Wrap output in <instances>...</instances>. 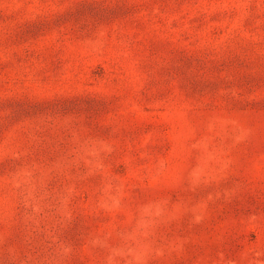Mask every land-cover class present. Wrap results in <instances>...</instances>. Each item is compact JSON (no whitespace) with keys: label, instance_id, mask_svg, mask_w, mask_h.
<instances>
[{"label":"rangeland","instance_id":"374dc122","mask_svg":"<svg viewBox=\"0 0 264 264\" xmlns=\"http://www.w3.org/2000/svg\"><path fill=\"white\" fill-rule=\"evenodd\" d=\"M0 264H264V0H0Z\"/></svg>","mask_w":264,"mask_h":264}]
</instances>
